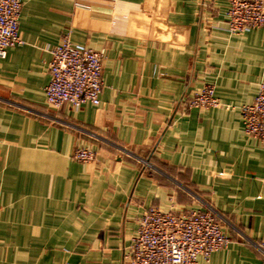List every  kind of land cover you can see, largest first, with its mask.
<instances>
[{
    "label": "crops",
    "instance_id": "1",
    "mask_svg": "<svg viewBox=\"0 0 264 264\" xmlns=\"http://www.w3.org/2000/svg\"><path fill=\"white\" fill-rule=\"evenodd\" d=\"M23 1L24 43L0 57V264H124L148 207L205 203L232 241L198 264H264V141L239 110L264 82V27L231 33L229 0ZM67 34L105 54L98 105L47 104ZM205 84L222 105L186 108Z\"/></svg>",
    "mask_w": 264,
    "mask_h": 264
},
{
    "label": "built area",
    "instance_id": "2",
    "mask_svg": "<svg viewBox=\"0 0 264 264\" xmlns=\"http://www.w3.org/2000/svg\"><path fill=\"white\" fill-rule=\"evenodd\" d=\"M23 0H0V57L8 48L23 44L20 35V15ZM228 29L233 34L264 27V0H229ZM103 51L73 42L69 35L51 48L50 81L45 87L47 104L61 108L70 104L80 109L90 102L101 103L104 88ZM186 108L222 105L214 84H205L184 99ZM244 131L264 141V82L259 85L254 100L239 108ZM73 158L88 163L97 158L91 146L80 145ZM223 215L211 204L179 209L174 204L163 209L148 207L141 215L137 232L124 255V264H198L226 248L232 237ZM264 254V244H258Z\"/></svg>",
    "mask_w": 264,
    "mask_h": 264
}]
</instances>
